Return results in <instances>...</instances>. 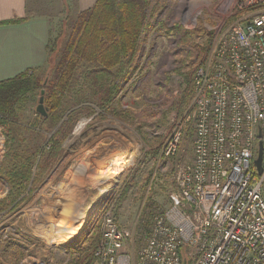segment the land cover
Segmentation results:
<instances>
[{
    "label": "rangeland",
    "instance_id": "obj_1",
    "mask_svg": "<svg viewBox=\"0 0 264 264\" xmlns=\"http://www.w3.org/2000/svg\"><path fill=\"white\" fill-rule=\"evenodd\" d=\"M234 2L149 0L131 70L118 85L110 108L123 118L115 119L94 107L89 116L79 113L70 133L57 138L61 140L58 156L46 167L36 156L30 180L24 182L18 197L8 182L11 166L18 165L13 156H25L24 152L33 153L35 148L48 154L50 139L72 110L49 128V122L41 121L48 115L42 117L35 111L40 97L35 93L22 105L18 120L4 123L0 119V205L6 206L0 209V264H78L88 254H83V248L99 239L100 228L92 231L85 225L67 245H61V239L104 196L114 205L119 225L130 234L121 251L134 255L146 239L152 216L167 206L172 191L170 173H163L164 166L157 164L160 146L181 115V96L191 91L192 72L213 34L235 21ZM35 4L40 13L53 17L50 45L58 56L78 13L65 0H35ZM47 73L46 66L36 76L42 79ZM126 147L129 165L108 182L107 173ZM190 156L188 129L179 157L188 161ZM75 182L78 212L65 223L51 216L52 204L62 198L61 188ZM102 186L110 187L104 196Z\"/></svg>",
    "mask_w": 264,
    "mask_h": 264
},
{
    "label": "built area",
    "instance_id": "obj_2",
    "mask_svg": "<svg viewBox=\"0 0 264 264\" xmlns=\"http://www.w3.org/2000/svg\"><path fill=\"white\" fill-rule=\"evenodd\" d=\"M234 9L235 21L213 34L194 68L189 103L160 146L157 164L171 175L167 206L131 256L121 251L130 234L114 205L98 198L85 225L99 227V239L78 264H264V0H235ZM259 142L261 175L253 164Z\"/></svg>",
    "mask_w": 264,
    "mask_h": 264
},
{
    "label": "trees",
    "instance_id": "obj_3",
    "mask_svg": "<svg viewBox=\"0 0 264 264\" xmlns=\"http://www.w3.org/2000/svg\"><path fill=\"white\" fill-rule=\"evenodd\" d=\"M148 6L149 0H96L91 8L78 12L71 22L58 56H54V48L49 42L48 73L42 79L32 72L0 82V119L4 123L18 120L22 105L42 90L48 116L41 121L49 122V128L72 110L50 139L52 147L48 154L35 148L33 153L24 152L25 156L18 153L13 156L12 160L18 165L13 163L11 166L8 182L17 197L24 182L30 180L36 156H40L44 167L55 159L61 143L57 138L62 139L70 133L79 113L89 116L94 107L115 119L123 118L110 108L118 93V85L131 70ZM190 96L191 91L188 96H181V110ZM4 208V204L0 205L1 210ZM97 242L98 239L83 248V254L92 251Z\"/></svg>",
    "mask_w": 264,
    "mask_h": 264
},
{
    "label": "crops",
    "instance_id": "obj_4",
    "mask_svg": "<svg viewBox=\"0 0 264 264\" xmlns=\"http://www.w3.org/2000/svg\"><path fill=\"white\" fill-rule=\"evenodd\" d=\"M96 0H65L81 12ZM35 0H0V82L47 66L52 19L39 12Z\"/></svg>",
    "mask_w": 264,
    "mask_h": 264
},
{
    "label": "bare ground",
    "instance_id": "obj_5",
    "mask_svg": "<svg viewBox=\"0 0 264 264\" xmlns=\"http://www.w3.org/2000/svg\"><path fill=\"white\" fill-rule=\"evenodd\" d=\"M118 148V147H117ZM120 149V147H119ZM128 147L123 148L120 152V157L115 161V164L113 165L112 169L107 173V180L108 182L110 180H113L116 178L117 174L120 172L121 169L127 167L129 165L128 159L125 157L126 153L128 152ZM84 174H87V170L82 171ZM79 186L77 183H72L70 185H66L61 188L62 192L60 195H62V198L59 197V201H55L54 204H52L53 211H52V217L64 221L65 223L69 222V219L71 217H74L75 212L77 211V206L80 203V198L78 194ZM110 190L109 186H102L100 187L101 194H105ZM1 194V193H0ZM78 212V211H77ZM87 219V212L84 213V216L82 217V220L80 223L71 230V232L61 239V245H67L69 243H72L76 240L78 235L81 233L83 228L85 227ZM65 225V224H64Z\"/></svg>",
    "mask_w": 264,
    "mask_h": 264
},
{
    "label": "water",
    "instance_id": "obj_6",
    "mask_svg": "<svg viewBox=\"0 0 264 264\" xmlns=\"http://www.w3.org/2000/svg\"><path fill=\"white\" fill-rule=\"evenodd\" d=\"M43 96H44V91L42 90L40 92V97L38 99V104L36 106L35 111H36V113H38L42 117H46L47 116V108H45V106H44V98H43ZM261 160H262V145L259 142L257 156H256V159L253 162V164L255 165V168H256V172H257L258 175L262 174ZM182 264H186V262L183 261Z\"/></svg>",
    "mask_w": 264,
    "mask_h": 264
}]
</instances>
